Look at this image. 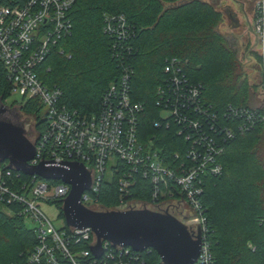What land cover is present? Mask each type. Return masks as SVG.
Listing matches in <instances>:
<instances>
[{
  "label": "built area",
  "instance_id": "1",
  "mask_svg": "<svg viewBox=\"0 0 264 264\" xmlns=\"http://www.w3.org/2000/svg\"><path fill=\"white\" fill-rule=\"evenodd\" d=\"M74 2L0 0V62L11 92L18 91L24 100H38L46 109L44 131L38 132L35 156L30 163L83 164L91 184L90 190L82 194L81 203L93 211L101 208L97 196L105 181L118 176L120 204L129 201L125 198L139 178L148 181L152 186L151 200L137 201L150 202L156 207L164 199L187 204L193 213L185 216L183 223L192 237H199L202 242L194 264H215L199 198L204 178L223 172L220 159L227 144L239 133L248 131L254 120L264 125V0L257 1L254 16L263 94L262 106L256 110L230 105L223 118L231 120L233 125H223L218 113L203 105L201 89L189 82L181 61L172 58L165 65L168 78L158 89L157 104L162 108L161 117L167 127L170 122L177 125V135L189 145L184 155L175 152L173 158L153 149V141L146 146L140 141L139 120L144 107L131 98L133 69L122 57L123 50L132 52L129 43L137 34L124 16H105L104 31L113 41L112 50L123 72L103 95L97 116L69 109L62 104V90L43 83L40 72L43 64L60 40L72 32L70 10ZM166 112L168 115L164 116ZM25 176L28 175L10 168L9 163H0V208L9 210L17 206L19 214L33 222L38 238L27 264H149L144 252L114 246L105 240L102 255L95 256L92 249L97 245V237L90 228L67 230L65 225L57 228L41 207L43 203L63 205L71 186L36 175Z\"/></svg>",
  "mask_w": 264,
  "mask_h": 264
},
{
  "label": "trees",
  "instance_id": "2",
  "mask_svg": "<svg viewBox=\"0 0 264 264\" xmlns=\"http://www.w3.org/2000/svg\"><path fill=\"white\" fill-rule=\"evenodd\" d=\"M106 15H122L136 30L129 43L132 52L123 50L122 57L133 69L131 98L144 107L139 136L145 146L153 141V149L168 158L175 152L184 155L189 148L177 135V125L170 122L167 127L157 104L158 89L168 78L164 68L172 58L181 61L189 82L200 87L203 105L218 113L221 124L233 125L223 118L230 105L256 110L237 52L217 29L222 13L203 0H75L70 10L72 32L60 40L40 71L46 86L62 90V104L69 109L97 116L106 90L122 75L113 41L104 31ZM10 94L0 62V99L5 101ZM42 109L35 99L21 103L23 112L36 115L39 133L44 131ZM220 161L223 172L204 178L199 198L215 264H264L263 123L254 120L248 131L231 140ZM151 189L139 178L125 200L149 201ZM97 199L105 209L120 205L118 176L103 183ZM25 220L17 206L0 208V264L28 263L38 238ZM81 246L86 248L85 243ZM143 256L149 264H162L155 250Z\"/></svg>",
  "mask_w": 264,
  "mask_h": 264
},
{
  "label": "water",
  "instance_id": "3",
  "mask_svg": "<svg viewBox=\"0 0 264 264\" xmlns=\"http://www.w3.org/2000/svg\"><path fill=\"white\" fill-rule=\"evenodd\" d=\"M35 146L23 135L22 129L0 122V162L8 161L10 168L28 176L61 181L71 186L63 202L66 225L77 229L90 228L97 237L92 249L102 255V241L114 246L128 247L136 252L155 250L162 264H194L202 242L194 239L183 222L170 213L149 209L125 211H93L81 203L82 194L90 190V174L83 164L43 162L32 165Z\"/></svg>",
  "mask_w": 264,
  "mask_h": 264
},
{
  "label": "rangeland",
  "instance_id": "4",
  "mask_svg": "<svg viewBox=\"0 0 264 264\" xmlns=\"http://www.w3.org/2000/svg\"><path fill=\"white\" fill-rule=\"evenodd\" d=\"M211 3L222 13V20L218 25V31L227 39L230 46L237 52V56L242 64L243 76L251 86V103L254 107L262 106L263 94L261 91V62L258 60L260 46L258 36L255 31L254 16L258 0H203ZM21 93L11 92L9 97L2 101L0 106L7 108L11 113L4 118L5 121L22 129L23 135L34 146L37 141L38 128L36 115L25 113L21 110L23 101ZM46 109L41 111V116L45 115ZM168 113H164L167 116ZM8 119V120H6ZM43 119V118H42ZM2 122V121H1ZM167 199L155 206L150 202L142 204L137 199H131L127 203L120 204L114 209H105L101 206L97 211L118 210L125 211L131 209H149L155 212L167 210L178 220L183 222L185 216L192 215V209L187 204H182L176 200L167 202ZM43 211L49 216L57 228L65 225V217L62 213L63 205L41 204ZM167 212V213H168ZM166 213V212H161ZM25 223L28 228H33L34 224L30 219ZM210 243V242H209ZM161 259V258H160Z\"/></svg>",
  "mask_w": 264,
  "mask_h": 264
},
{
  "label": "flooded vegetation",
  "instance_id": "5",
  "mask_svg": "<svg viewBox=\"0 0 264 264\" xmlns=\"http://www.w3.org/2000/svg\"><path fill=\"white\" fill-rule=\"evenodd\" d=\"M10 113H11V112H10L7 108L0 106V122H1V121L3 122V120L5 121L4 118H7L6 116H7L8 114H10ZM6 120H8V119H6ZM168 213H169V212H168Z\"/></svg>",
  "mask_w": 264,
  "mask_h": 264
},
{
  "label": "crops",
  "instance_id": "6",
  "mask_svg": "<svg viewBox=\"0 0 264 264\" xmlns=\"http://www.w3.org/2000/svg\"><path fill=\"white\" fill-rule=\"evenodd\" d=\"M259 44V43H258ZM258 60H259V54H258ZM260 61V60H259Z\"/></svg>",
  "mask_w": 264,
  "mask_h": 264
}]
</instances>
